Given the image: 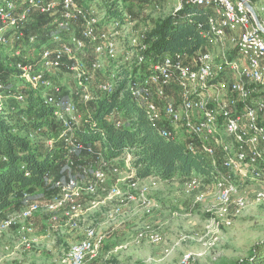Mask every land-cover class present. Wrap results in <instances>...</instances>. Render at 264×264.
<instances>
[{"label":"built area","instance_id":"1","mask_svg":"<svg viewBox=\"0 0 264 264\" xmlns=\"http://www.w3.org/2000/svg\"><path fill=\"white\" fill-rule=\"evenodd\" d=\"M187 1L188 4L214 11L204 36L208 43L214 41L220 44L223 52L219 56L209 51L194 56H166L160 63L150 65L146 78L140 84L128 86L130 79L144 76L140 69L134 73L133 65L140 68L145 63L147 50L146 33L131 37V44L123 58L124 62L132 57L134 60L129 63V70L126 69L127 76H118L119 69L118 73L113 74L117 82H103L98 90L109 95L120 82L127 80V91L131 98L145 108L148 121L158 127L161 137L185 141L189 150L205 154L216 168L221 162L226 175L216 177V188L221 210L227 212L237 188L235 177L264 180V99H253L256 91H264V33L258 29L244 3L249 0ZM38 16L50 19L47 24L51 28L48 36L53 44V47L41 51L40 67L24 60L19 48L24 43L34 45L37 42L39 36L28 30L33 28ZM126 18L113 19L107 14L100 17L92 7L78 0H24L21 4L15 0H0V49H13V56L21 59L16 65L20 78L33 90L46 91L44 102L55 108V118L62 124L59 139L64 142L69 154L83 155L87 159L105 158L103 153L76 138L78 118L75 106L61 98L62 85L48 75L68 68L85 99L97 100L96 95L90 96L92 77L103 70L106 60L117 61L119 45L127 33V29L121 25L122 21L129 20ZM226 44L229 45L228 50L224 49ZM85 52H91L94 58L85 61L81 57V53ZM225 75L231 76L229 83L224 81ZM5 89L7 87L0 80V93ZM172 90L176 99L169 94ZM16 99L24 101V95L19 93ZM117 125L120 126L121 122L118 121ZM179 129L184 130L186 139L178 136ZM50 143L52 145L53 141ZM68 162L75 166L73 159L70 158ZM80 170L81 177H89L85 166ZM92 179L102 186L106 182L102 171H95ZM54 184L61 199H54L48 205V210L56 214L62 209L64 222L74 230L80 228L78 201L82 193L78 179L58 180ZM95 191L96 186L88 187V192ZM109 191L114 196L121 193L118 187ZM145 194V190H142L141 195ZM35 197V194L27 191L22 194L25 207L23 219H29L39 212ZM58 219L59 216L54 215L53 220ZM11 224L7 217L0 220V230ZM152 241L159 243V235H153ZM102 244L103 237L96 229L86 227L83 238L71 246L67 264H85L88 258H96ZM213 245L214 242L208 244ZM179 264H193L192 255L184 254Z\"/></svg>","mask_w":264,"mask_h":264},{"label":"rangeland","instance_id":"2","mask_svg":"<svg viewBox=\"0 0 264 264\" xmlns=\"http://www.w3.org/2000/svg\"><path fill=\"white\" fill-rule=\"evenodd\" d=\"M15 1L18 4L24 2ZM111 1L114 0H80V3L92 7L102 17L106 16ZM120 3L124 7L123 16L129 19L121 24L127 29L126 37L119 45L117 61L106 60L103 70L93 75L91 97L93 94L97 98L102 97L104 94L99 92L98 86L106 81L116 83L117 77H113V74L118 73L119 69L118 76H127L126 69L129 70V63L134 61L133 57L127 62L123 61L125 51L131 44L129 38L140 37L152 30L159 21L177 13L188 1L121 0ZM249 3L264 25V0H249ZM43 28L50 27L44 25ZM28 31L39 36L37 42L34 45L24 43L19 48L24 60L40 67L41 51L53 47L49 42L51 37L43 38L33 28ZM228 48L226 44L224 49ZM205 51L219 56L223 47L211 41ZM2 52L9 58L14 57L13 49ZM81 57L88 62L94 58L91 52L81 53ZM135 67L133 65V69ZM51 78L62 85L61 98L75 106L78 118L76 127L80 129L85 118L91 115L90 103L93 101L85 99L68 68L53 73ZM145 78L146 71L144 76L130 79L128 86L140 84ZM230 78V75H225L224 81L229 83ZM0 80L7 87L0 93V105L11 108L19 103L24 104L16 96L19 93L25 95L26 89L31 88L20 78L19 72L11 75L1 67ZM45 93L43 89L39 92L42 97ZM169 94L176 99L174 90ZM52 97L55 98V95ZM259 97L264 99V91L254 93L253 99ZM24 135L43 147L51 145L50 141L35 132H25ZM79 161L88 169L89 177H81L80 166L70 165L63 180L75 178L79 181L82 193L78 201L80 228L74 230L64 222L62 209L56 214L48 210V205L60 198L57 189L52 193L37 194L34 199L40 210L31 218H22L23 206L7 215L12 224L0 230V264H67L71 246L83 238L84 229L88 226L95 228L103 237V244L97 257L88 258L85 264H179L182 256L188 253L192 255L193 264H233L246 259L249 250L264 240V180L235 177L237 188L227 212H222L216 188L217 178L177 176L169 181L157 177L140 179L132 168L130 153L115 160H87L81 157ZM95 171L105 173L104 186L92 179ZM215 175H226L221 162L217 164ZM90 185L96 186L95 192H88ZM132 185L130 190L129 186ZM113 187H118L121 193L116 196L111 194L109 190ZM142 190H145V196L141 195ZM54 215L59 216L57 221L53 220ZM153 235H159V243L152 241ZM213 242L215 245L208 246Z\"/></svg>","mask_w":264,"mask_h":264},{"label":"trees","instance_id":"3","mask_svg":"<svg viewBox=\"0 0 264 264\" xmlns=\"http://www.w3.org/2000/svg\"><path fill=\"white\" fill-rule=\"evenodd\" d=\"M120 2H110L106 12L109 18L124 19ZM211 15V8L187 4L159 21L146 32V61L140 68L135 67L134 73L139 69L147 72L150 65L160 63L166 56L204 52L208 45L204 32ZM49 21L47 16H38L32 25L43 38L50 33L43 28ZM19 61L20 58H9L0 49V68L4 72L18 74ZM39 92L26 89L24 104L11 108L0 105V220L23 206L25 191L35 195L52 193L55 181L63 180L66 170L71 168L70 158L75 166L84 165L79 161L83 155L69 154L59 139L62 124L55 118V108L46 104ZM90 104L91 115L76 131V138L103 153L106 159L115 160L130 153L132 168L140 179L216 178V167L205 154L189 150L185 141L161 137L158 127L148 121L145 108L131 98L127 80L120 82L113 93ZM25 132H35L53 143L43 147L25 136ZM233 264H264V240L249 250L246 259Z\"/></svg>","mask_w":264,"mask_h":264},{"label":"water","instance_id":"4","mask_svg":"<svg viewBox=\"0 0 264 264\" xmlns=\"http://www.w3.org/2000/svg\"><path fill=\"white\" fill-rule=\"evenodd\" d=\"M242 1H244V0H242ZM244 3H245V5H246L247 9L249 10V12L251 13V15L253 16L254 21H255V23H256L258 29H259L261 32L264 33V27H263V24H262V23L260 22V20L258 19V16H257V13H256L254 7H253L249 2H247V1H244Z\"/></svg>","mask_w":264,"mask_h":264},{"label":"crops","instance_id":"5","mask_svg":"<svg viewBox=\"0 0 264 264\" xmlns=\"http://www.w3.org/2000/svg\"><path fill=\"white\" fill-rule=\"evenodd\" d=\"M211 12L212 14H215L214 11L211 9ZM48 77H51V75H48ZM54 81H56L54 78H52ZM174 97V96H173ZM175 99V98H173ZM178 136L181 138V139H186L187 138V135L185 134L184 130L183 129H179L178 130ZM89 160V159H87ZM146 180V179H144ZM129 189L131 190L130 186H129Z\"/></svg>","mask_w":264,"mask_h":264}]
</instances>
